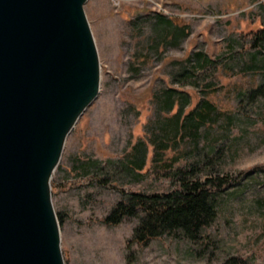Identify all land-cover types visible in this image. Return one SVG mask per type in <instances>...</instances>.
Masks as SVG:
<instances>
[{"label": "rangeland", "instance_id": "374dc122", "mask_svg": "<svg viewBox=\"0 0 264 264\" xmlns=\"http://www.w3.org/2000/svg\"><path fill=\"white\" fill-rule=\"evenodd\" d=\"M85 11L102 79L53 176L66 264H264V0H88ZM180 168L230 176L198 240L131 243L142 213L105 222L130 193L173 189Z\"/></svg>", "mask_w": 264, "mask_h": 264}, {"label": "water", "instance_id": "95a60500", "mask_svg": "<svg viewBox=\"0 0 264 264\" xmlns=\"http://www.w3.org/2000/svg\"><path fill=\"white\" fill-rule=\"evenodd\" d=\"M88 0H0V264H66L53 176L101 89Z\"/></svg>", "mask_w": 264, "mask_h": 264}, {"label": "trees", "instance_id": "16d2710c", "mask_svg": "<svg viewBox=\"0 0 264 264\" xmlns=\"http://www.w3.org/2000/svg\"><path fill=\"white\" fill-rule=\"evenodd\" d=\"M262 31L264 32V28ZM170 93H165L163 102L170 101ZM202 106L201 112L205 115L211 112L215 104L207 99ZM134 149H138L137 144ZM158 156L155 150L154 157ZM133 164L141 167L138 159H134ZM180 174L181 176H178ZM187 174L191 175L187 177ZM172 179L175 187L169 191L152 194L130 193L126 199L115 204L105 218V222L116 225L125 217L138 216L142 213L140 222L134 229L131 243L147 244L152 238L177 231L187 238L198 240L202 230L216 219L215 195L231 182L230 176L217 174L200 177L196 175L194 169L180 168L173 174ZM222 264H250V262L243 257L232 256Z\"/></svg>", "mask_w": 264, "mask_h": 264}]
</instances>
